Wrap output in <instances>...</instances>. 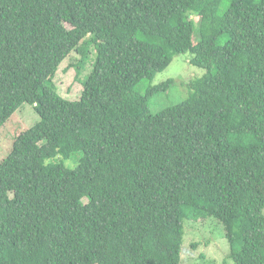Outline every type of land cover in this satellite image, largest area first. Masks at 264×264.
<instances>
[{"label":"trees","instance_id":"1","mask_svg":"<svg viewBox=\"0 0 264 264\" xmlns=\"http://www.w3.org/2000/svg\"><path fill=\"white\" fill-rule=\"evenodd\" d=\"M188 51L206 73L153 113L172 80L141 84ZM75 54L92 68L69 98ZM25 103L40 120L0 161V264H179L184 219L208 216L234 264H264V0H0V129Z\"/></svg>","mask_w":264,"mask_h":264},{"label":"rangeland","instance_id":"2","mask_svg":"<svg viewBox=\"0 0 264 264\" xmlns=\"http://www.w3.org/2000/svg\"><path fill=\"white\" fill-rule=\"evenodd\" d=\"M94 51L93 47L91 48ZM194 54L190 51L173 57L171 63L158 72L153 80H145L141 89L145 93L148 87L160 85L168 80L172 83L168 88L155 92L150 96V108L157 113L171 105L182 101L189 93V83L202 77L206 69L191 63ZM78 55L65 61L56 78L57 87L64 97L75 98L80 94L84 75L92 68L88 62L83 73L76 76V68L67 66L75 63ZM40 120V115L31 103L23 104L0 129V161L12 150L13 142L18 134L32 127ZM82 152L71 158L59 155L54 160L74 167ZM185 234L182 244V258L179 264H234L230 258L231 246L226 236L224 224L217 218L184 219Z\"/></svg>","mask_w":264,"mask_h":264}]
</instances>
